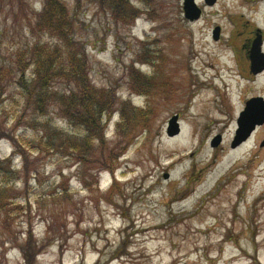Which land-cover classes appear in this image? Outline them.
I'll return each instance as SVG.
<instances>
[{"label":"rangeland","instance_id":"rangeland-1","mask_svg":"<svg viewBox=\"0 0 264 264\" xmlns=\"http://www.w3.org/2000/svg\"><path fill=\"white\" fill-rule=\"evenodd\" d=\"M62 1L91 82L116 89L131 107L127 115L136 118L127 128L138 136L123 150L128 138L125 122L117 126L119 102L103 133L106 152L116 156L108 168L99 164V151L84 162L59 135L45 136L40 124L46 120L72 140L80 132L53 105L46 115L21 108L14 119L3 117L0 264H25L22 248L30 234L32 264H264V123L230 146L245 100L264 97V71L250 73L240 50L252 26L264 32V1L207 6L195 0L203 10L196 21L184 18L182 0H122L145 12L120 21L94 3ZM41 5L0 1V65L10 67L33 40L30 25ZM38 34L52 40L47 31ZM208 64L227 66L223 86L198 93L210 77L203 72ZM130 67L135 80L150 76L148 87L138 83L145 92L133 89ZM16 85L12 79L8 97L19 96ZM174 114L180 131L168 136ZM4 133L17 137L22 153H13ZM216 135L220 143L212 146ZM48 137L46 145L37 143Z\"/></svg>","mask_w":264,"mask_h":264},{"label":"trees","instance_id":"trees-1","mask_svg":"<svg viewBox=\"0 0 264 264\" xmlns=\"http://www.w3.org/2000/svg\"><path fill=\"white\" fill-rule=\"evenodd\" d=\"M82 2L96 4L107 11L116 21L128 18L135 20L145 12L122 0H75L78 7L82 5ZM36 17L37 19L30 25L32 35H41L38 33L47 31L52 40H42L33 35V40L30 41L26 50L20 51V55L17 54V58L10 67L0 65V123L3 121V117L8 120L17 117L22 112L21 108L23 110L31 109L33 113L39 115H46L49 106L53 105L57 107L60 116L70 125L79 128L80 132L77 133V140H72L70 136L66 137V134L59 133L55 126L49 125L50 121L46 120L43 125L40 124V127L45 129V136L48 133L52 138H54L53 134L59 135L63 139V144H66V149L71 154L76 152L79 160L84 162L91 152L99 151L102 157L99 164L112 168L111 158H116V156L112 152H106L103 133L107 130L108 123L121 102L116 96V89L97 87L91 82L87 71V57L84 50L77 47L73 41V20L69 16L68 7L62 0H42ZM133 69L130 67L129 78L133 80V89L141 94L145 91L139 88L138 83L143 87H148L149 83L151 84L150 76L147 77L139 72L140 76L135 80ZM27 70H29V74H27ZM12 79L19 88V96L11 98L7 96L6 90ZM58 81L64 84L62 89L55 88ZM120 106L121 123H118L117 126L120 127L122 122H125L123 125L124 136L126 135L128 138L123 145V150H125L129 144L134 142V139L136 141L138 135L127 128L136 120V118L127 115V111L131 107L125 102H121ZM8 115H11L12 119H9ZM108 119L110 120L107 123ZM146 128L147 126L143 130L145 131ZM4 136L16 147L14 154L22 153L14 134L4 133ZM47 141H50L49 137L45 141L36 142L42 146L46 145ZM54 146L52 143L50 149H53ZM57 146L60 151L62 146ZM106 154H108L107 159ZM80 180L85 186H88V181L85 178ZM118 184V180L114 179V186L116 187ZM64 193V195H68L65 190ZM56 195L59 196L61 193ZM25 242L27 244L22 248L25 264H32V256L35 252L28 253L26 249L35 246L36 241L30 234Z\"/></svg>","mask_w":264,"mask_h":264},{"label":"water","instance_id":"water-1","mask_svg":"<svg viewBox=\"0 0 264 264\" xmlns=\"http://www.w3.org/2000/svg\"><path fill=\"white\" fill-rule=\"evenodd\" d=\"M207 6H212L216 0H203ZM183 16L189 21L198 20L201 16L202 9L195 0H182ZM220 27L215 26L212 31L214 40L219 38ZM250 72L257 74L264 70V51L262 50V34L260 29L257 28V35L253 40L252 47L249 51ZM178 115L174 114L168 120L166 134L174 136L179 133L180 127L178 123ZM264 123V97L252 96L245 100L243 109L239 112L236 120L237 128L235 135L230 143L231 147H236L242 142L246 141L256 129ZM220 143V136L216 135L211 145L216 146ZM264 145V139L261 146Z\"/></svg>","mask_w":264,"mask_h":264},{"label":"bare ground","instance_id":"bare-ground-1","mask_svg":"<svg viewBox=\"0 0 264 264\" xmlns=\"http://www.w3.org/2000/svg\"><path fill=\"white\" fill-rule=\"evenodd\" d=\"M196 55V53H194V56ZM191 66V65H190ZM204 67H207L205 70H203V72H206V70H209V73H210V77L209 79H204L202 81H205V86H203L201 88V91H199L198 93H207L208 91L210 90H213L214 88H218L217 90L221 89V86H223V77H226V73H227V66H220V67H217L215 65H212V64H208L207 66H204ZM189 69H192V66L191 67H188ZM194 74V73H192ZM197 74V73H196ZM241 81V80H240ZM207 82V83H206Z\"/></svg>","mask_w":264,"mask_h":264},{"label":"flooded vegetation","instance_id":"flooded-vegetation-1","mask_svg":"<svg viewBox=\"0 0 264 264\" xmlns=\"http://www.w3.org/2000/svg\"><path fill=\"white\" fill-rule=\"evenodd\" d=\"M256 2H259L260 0H255ZM264 1V0H263ZM216 2H217V0H216ZM215 2V3H216ZM214 3V4H215ZM213 4V5H214ZM212 5V6H213ZM203 11V10H202ZM250 21H246L245 23H244V25L245 26H247V25H249L250 23H249ZM257 26H252V29L249 31V33L247 34L248 36L246 37H244V39H243V45H242V47H241V51H242V54H244V57H245V59H246V61H247V63H248V69H249V71H250V61H249V51H250V49H251V47H252V43H253V40H254V38L256 37V35H257ZM260 33H262V47H263V44H264V32H261L260 31ZM219 37H220V34H219ZM219 39V38H218ZM251 73V72H250ZM255 75V74H254Z\"/></svg>","mask_w":264,"mask_h":264}]
</instances>
